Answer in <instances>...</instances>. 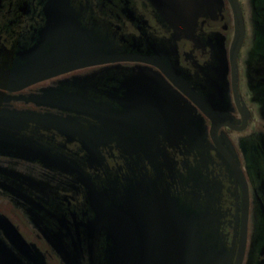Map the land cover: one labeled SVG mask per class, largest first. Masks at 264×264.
<instances>
[{"label": "flooded vegetation", "instance_id": "obj_1", "mask_svg": "<svg viewBox=\"0 0 264 264\" xmlns=\"http://www.w3.org/2000/svg\"><path fill=\"white\" fill-rule=\"evenodd\" d=\"M0 264H264V0H0Z\"/></svg>", "mask_w": 264, "mask_h": 264}, {"label": "water", "instance_id": "obj_2", "mask_svg": "<svg viewBox=\"0 0 264 264\" xmlns=\"http://www.w3.org/2000/svg\"><path fill=\"white\" fill-rule=\"evenodd\" d=\"M160 12H161L164 16H166L169 20H171L170 23H172L173 25L177 26L176 21L173 20L171 16L169 17L165 12H163V11H161V10H160Z\"/></svg>", "mask_w": 264, "mask_h": 264}]
</instances>
